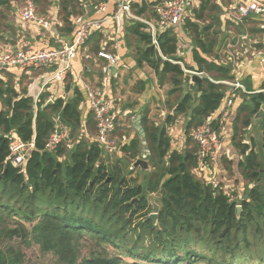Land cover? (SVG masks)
Masks as SVG:
<instances>
[{
	"label": "trees",
	"instance_id": "16d2710c",
	"mask_svg": "<svg viewBox=\"0 0 264 264\" xmlns=\"http://www.w3.org/2000/svg\"><path fill=\"white\" fill-rule=\"evenodd\" d=\"M27 1L34 2L40 17L52 7L50 0H0V9L10 12L13 3L23 5ZM82 2L58 0L62 35L74 34L75 20L86 13ZM157 2L160 0L137 2L132 10L139 15L149 10L153 13L152 6ZM201 2L195 19L184 22L196 46L195 65L187 66L178 56L176 27L158 33L160 52L153 54L147 49L153 42L144 24L134 22L128 30V36L138 43L139 67L148 65L159 85L171 87L166 105L173 114L168 124L181 116L188 119L184 144L177 148H173L166 127H156L154 122L143 119L153 169L143 184L127 179L121 167L107 164L100 144L92 140L98 134L87 130L88 134L83 135V98L78 89L73 99H56L45 108V96H41L37 109L33 98L19 95L13 86L0 80V243L20 238L26 245H37L42 254H52L56 264H123L121 256L109 253L108 245L124 248L119 249L121 254L158 263L264 264V186L259 184L263 163L245 137L246 129L264 107V92L248 94L249 99L240 105L232 138L238 158H223L228 167L238 163L240 176L247 183L245 189L249 188L244 199H233L231 190H225L218 177L210 182L195 173L199 149L191 132L221 107L227 87L215 82L234 81L230 67L216 57L210 59L218 44L217 35L222 32L219 27L213 32L215 24H221L220 8L214 0ZM104 37L100 31L93 32L84 48L98 56ZM183 67L207 74L200 97L197 90L185 95ZM57 117L70 130L72 150L64 145L55 152L46 150ZM260 122L264 148V118ZM212 124L218 130L219 122ZM13 133L23 142H35L24 174L6 163ZM140 148L139 136L123 145L124 161L139 157ZM156 192L161 195V206L151 210L148 195ZM239 205L243 208L240 217ZM152 212L158 213L157 225L146 221ZM133 219L136 222L131 234L128 228ZM27 223L33 224L31 231ZM83 239L94 245V250L80 258ZM147 239L149 245L145 244ZM0 264H25V255L13 247L0 248Z\"/></svg>",
	"mask_w": 264,
	"mask_h": 264
},
{
	"label": "crops",
	"instance_id": "0c3cea01",
	"mask_svg": "<svg viewBox=\"0 0 264 264\" xmlns=\"http://www.w3.org/2000/svg\"><path fill=\"white\" fill-rule=\"evenodd\" d=\"M50 1L52 2V7H50L47 14L42 15V17H45L49 21V29H45L34 22L21 21L20 5L18 3L12 4L13 10L10 11V13L13 14L10 15V18L8 17L6 23L2 22L0 24V55L6 51H15L26 47L35 50L59 49L65 43L72 42L71 39L74 38L76 31L82 22L87 20L103 21V27L102 30H100L101 33L105 34L102 51L111 53L119 58L117 67H114L117 70L113 72L112 69V76L109 79L108 86L104 87L102 84L103 74L101 67L106 64V61L101 59L99 55L97 56L91 53L88 48H84L78 53V56L73 62L71 73L67 76L66 80L62 82L52 80V75L55 72L54 68H42L27 71L9 68L0 70V80L4 81L5 84L13 86L19 95L33 98L37 109V104L39 100H41V96H45L46 105L43 107L45 108L49 102L54 103L56 99H64L68 101L73 99L75 97V91L78 89L83 98V102L80 106L82 111L83 135L88 134L87 130L90 134H97V127L94 123L96 118L90 107L89 101V91H93L99 95L105 96L111 102L113 108L112 111L116 116V121L120 117L127 116L129 119L128 125H131H129V128H133V131L130 133L140 134L141 142L143 140L142 134L143 132L145 133L143 119L146 118L147 120L154 122L156 127H166L169 135L173 134L175 137L181 138L179 144H173V148L182 146L187 132L186 128L188 119L185 116H181L174 123L168 124L169 117L173 114V111H171L166 105L171 87L167 85H159L154 70L148 65L145 64L142 68L139 67L136 58L138 43L134 37L128 36V30L134 24V21L128 20L127 15L120 12L119 4L116 2H108L106 0H84V3H82L84 4L86 13L83 17H78L75 20V32L72 36L67 37L60 32V28H63V21L58 15V0ZM147 1L148 0H146V2ZM163 1L165 0H160V2ZM214 1L220 8L219 16L221 24H215L213 32L215 29L217 30L218 27L221 28L222 32L217 35L218 42L222 38V35H225L226 42L225 45L223 43L221 47L218 46L217 56L212 55L210 59L216 60L217 58V60L226 67H230V75L234 77L233 82L241 83L245 90H239L231 94V87L226 85V96L221 107L206 121L218 120L220 124L219 128L218 130L214 129L222 135L224 141V150L215 163L217 170L214 171V173L216 178L218 177L220 179L219 181L222 182V187L225 190H231L230 192L233 194V199L241 201L246 194L243 188H241L244 182L240 176L238 163L236 162V165L233 163L232 168L236 173L232 175L231 179L224 175V164L226 166L229 164L224 163L223 158L229 160L238 158L235 154L236 151L232 146V138L235 134V117L240 105H242L245 99H249L248 94H251L254 91L264 92V69L259 58V52L264 48V17L251 16L241 18L237 14L235 4L231 0ZM238 2L247 3V0H238ZM201 3V0H198L197 5L186 19L178 26H175L179 36L178 56L186 62L187 66L195 65L193 52L196 49V46L194 45L192 37L184 28V22L189 19H195V10L200 9ZM102 4H106L103 10L100 6ZM154 6H152V9ZM118 14L121 15L120 24L113 20ZM133 14L146 19H151L153 17L147 12L143 15H139L133 11ZM201 24L204 25V23ZM161 30L162 29H159V32ZM145 32L148 33L146 30ZM260 44L261 46H258ZM229 46H231V48ZM238 46H240L241 49H238ZM225 48H229L230 51L234 49L237 53L234 51V54H227L224 52ZM155 51L160 52L155 48L151 53L153 54ZM184 71L186 76L190 75L189 72L197 73L188 71L185 68ZM199 74H203L207 77V74ZM215 83L222 84L221 81ZM248 88L252 91H247ZM196 90L200 97L198 86L191 81H186L185 95L189 92L195 93ZM244 94L246 96H244ZM229 98L234 101V106L230 110V116L225 119L220 117V110L224 108L226 101ZM261 110H264V107ZM90 118L92 121L89 120ZM263 118H254L250 127L246 129V134H262L263 136L262 125L260 122ZM67 130L70 134L69 128H67ZM114 137L119 141V138L116 135H114ZM134 138L124 137V141H121L122 144L119 143L120 141H117L121 144V150L118 152H121V154H119L121 156H118L121 158L115 160V158L112 157L114 155H106L109 158H113L112 160H106L107 164L111 167L119 166L123 169L122 163L125 162L124 154L122 152L123 145L129 144ZM92 140L96 141L97 136H92ZM253 141L252 137H247V142L250 145ZM130 170L133 171V174L129 175V172L124 173L127 179H136L142 175L145 179L146 174L151 171V165L149 163L148 170L141 168H130ZM218 173L221 174V177L218 176ZM141 180H143V177ZM138 183L143 184L145 182L142 181ZM238 186L241 187L239 188ZM239 191H241V193H239Z\"/></svg>",
	"mask_w": 264,
	"mask_h": 264
},
{
	"label": "built area",
	"instance_id": "2783aa9c",
	"mask_svg": "<svg viewBox=\"0 0 264 264\" xmlns=\"http://www.w3.org/2000/svg\"><path fill=\"white\" fill-rule=\"evenodd\" d=\"M116 2L120 6V12L127 15V19L144 24L145 30L151 34L153 46L159 49L157 36L159 29H167L178 26L193 11L198 0H165L157 3L153 7L154 17L146 19L133 14L132 6L137 2L146 0H106ZM235 6L237 14L241 18L251 16L264 17V0H247V3H239L238 0H231ZM106 4H102L103 10ZM21 21L34 22L45 29L50 28V23L45 17L37 14V8L33 1H27L20 13ZM118 24L121 23V15L118 14L114 19ZM103 21L87 20L82 22L75 34L72 42L65 43L59 49L53 50H35L30 47L15 51H6L0 55V70L19 69L23 71L54 68L52 80L62 82L66 80L71 73L72 65L78 53L84 49L89 41L91 34L102 30ZM99 57L106 61L101 67L103 74L102 84L108 86L109 79L112 76V69L117 67L119 58L111 53L100 52ZM261 65L264 69V48L259 52ZM199 74V73H191ZM231 87V94L239 90H245L239 82H221ZM90 107L94 113L97 123V142L106 155H115L120 151V144L114 137L116 116L112 111L111 102L103 95L89 91ZM38 102V101H37ZM234 106L232 99H227L224 108L220 110V117L228 118L230 110ZM218 121V120H216ZM56 125L53 134L46 144V150L55 152L61 145L67 150L74 148V142L67 128L62 126L60 118L55 119ZM213 121H206L204 124L195 128L191 132V138L198 145L197 168L195 173L198 177L204 178L210 182L216 181V160L224 150V141L221 134L213 128ZM35 142H23L17 134L10 136L9 151L10 154L6 163L17 169L19 174L26 172L27 162L30 152L35 149ZM212 172V173H210Z\"/></svg>",
	"mask_w": 264,
	"mask_h": 264
},
{
	"label": "rangeland",
	"instance_id": "374dc122",
	"mask_svg": "<svg viewBox=\"0 0 264 264\" xmlns=\"http://www.w3.org/2000/svg\"><path fill=\"white\" fill-rule=\"evenodd\" d=\"M19 5L21 7V10L25 6V4H23V5L22 4H19ZM147 13H149L151 16L154 17V12L152 13L151 11H149ZM2 14H5L7 17H3ZM11 14H13V13H10V12L6 11L4 8H1L0 9V24L2 22H5L6 23L7 20H8V17L10 18V15ZM0 28H1V26H0ZM225 42H226L225 35H222V38L218 42L217 47H216V49L214 51L213 56H216L217 55L218 46L221 47L223 45V43L225 45ZM229 47L231 48V46H229ZM238 49H241L240 46H238ZM234 51H235L234 49H232V51H230L229 48H225L224 49V52L227 53V54H230V53H233L234 54ZM91 62H92V60H91ZM96 70H97V68H96ZM167 86H169V85H167ZM155 118H157V117H155ZM117 120L118 121H117V128H116V136L119 138V141H120L119 143L122 144L121 141H124L123 138L125 136L127 138H134V137L136 138L137 136H139V138L141 139L140 134L130 133L131 131H133V128L132 127L129 128V125L130 124L128 125V120L129 119L127 118V116L120 117ZM170 136L173 139V143L179 144V142L181 140L180 137L179 138L178 137H175V135H173V134H171ZM248 136L253 138L254 141H253V143L251 142V145L253 144L254 150L259 154V156L262 159L263 170H262L261 182L259 184L261 186H264V148H263V136H262V134H246L245 135V137H248ZM121 144H120V150H121ZM147 145H148V143H147ZM143 146L144 145H143V140H142V142H141V148H140L141 155H142ZM119 154H121V152L115 154L112 157L115 158V160H118V159L121 158V157H118V156H121ZM112 157H110V158L107 157L106 159L107 160L108 159H111L112 160L113 159ZM139 158H141V156L140 157H137L135 160H131V162H126V161L123 162L122 164H123L124 173L125 172L126 173L130 172L131 171L130 168L133 167L134 162L137 159H139ZM147 161L150 163L149 159H147ZM234 164L236 165V163H234ZM152 171H153V169L151 167V171L150 172H152ZM224 171H225L224 172V175L227 176L228 178H231L232 175L234 173H236V171L232 168V165L229 168L228 166H226L224 164ZM218 176L221 177V174L218 173ZM142 177H143V180H141ZM132 179L136 180L137 182H142V181L144 182V180H145L143 175L142 176H139L136 179L135 178H132ZM218 180H220V179H218ZM246 184L247 183L244 182L242 184V187L240 186L241 188H243L245 194H247L248 189H249V188L248 189H245L244 188V187H246ZM236 192H237V189H236ZM239 193H241V191H239ZM148 199H149V205H150L151 210H153L156 207L161 206V195L158 192L149 194L148 195ZM151 214H158V213L157 212H152ZM128 217H130V216L128 215ZM135 222H136V220L133 219L132 224H131V227L128 228L130 230L131 234H133V230L135 228ZM12 224H13V222H12ZM26 225H27L28 229L31 231L32 228H33V224L27 223ZM133 240H135V239H133ZM149 243H150V241L147 239L146 242H145V244L146 245H149ZM91 245L92 244L88 240H86V239H83L82 240V245H81V250H80V258L88 257L89 256L91 250L94 248V245H92V247H91ZM7 247H13L16 250L21 251L25 255V264H56V258L52 254H42L41 251H40V249H39V247L37 245H35V244L26 245V244H24L22 242V240L20 238H14L13 240H8V241H4L3 243H0V248H7ZM107 249H108V251H109V253L111 255H119V256H121L122 259H123V261H124L123 264H173V263H158V262H153L151 260L146 261V260H143V259L138 258L136 256L135 257L130 256L129 254H126V255L121 254V251L120 250H123L124 248H119L120 249L119 250V249H116L113 246L108 245L107 246ZM181 264H190V263L188 261H184ZM202 264H205V263H202Z\"/></svg>",
	"mask_w": 264,
	"mask_h": 264
},
{
	"label": "water",
	"instance_id": "95a60500",
	"mask_svg": "<svg viewBox=\"0 0 264 264\" xmlns=\"http://www.w3.org/2000/svg\"><path fill=\"white\" fill-rule=\"evenodd\" d=\"M258 46H261L258 45ZM155 46H151L148 50L153 52L155 50ZM117 69L116 68H113V72H115ZM205 77V75L203 74H191V75H187L185 77V80L187 82H192L194 84H196L199 88V94L201 96L202 92H203V78ZM53 102H49L47 105H50L52 104ZM264 117V110H261L257 116L255 117V119H260V118H263ZM143 132V131H142ZM143 136V149H142V155H141V158L137 159L134 164H133V169H136V168H141V169H145V170H148L149 169V162L147 161L148 157L150 156V150H149V145H147L148 141L146 139V135L145 133L143 132L142 134ZM238 216L240 217L242 211H243V208L242 206H238ZM146 221H152L154 225H157L158 224V214H151L148 216V218L146 219Z\"/></svg>",
	"mask_w": 264,
	"mask_h": 264
}]
</instances>
